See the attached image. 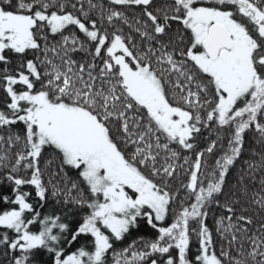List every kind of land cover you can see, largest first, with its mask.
Returning a JSON list of instances; mask_svg holds the SVG:
<instances>
[{"label":"snow or ice","instance_id":"obj_1","mask_svg":"<svg viewBox=\"0 0 264 264\" xmlns=\"http://www.w3.org/2000/svg\"><path fill=\"white\" fill-rule=\"evenodd\" d=\"M0 92L8 264H264V0H0Z\"/></svg>","mask_w":264,"mask_h":264},{"label":"trees","instance_id":"obj_2","mask_svg":"<svg viewBox=\"0 0 264 264\" xmlns=\"http://www.w3.org/2000/svg\"><path fill=\"white\" fill-rule=\"evenodd\" d=\"M137 12H139V9L136 10ZM129 15H131V13H128ZM11 58V65L10 67L15 69L18 66V59L17 57H15L14 55L10 57ZM3 102H4V94L2 92H0V107H3ZM22 127V126H21ZM207 133H205L204 135H206ZM251 142L249 144H246V148L250 147ZM205 147V142L203 140V138L201 137V140L199 141V148H203ZM199 150V149H197ZM256 150L262 151V149L259 146H256ZM249 156V154L246 152L244 157L242 159H247ZM253 159H256V157H253ZM240 166H241V162H237V165L234 169H232L231 174L228 177V183L227 186L225 188V191L227 192L229 189H233V185L236 183V180L238 178V173L240 171ZM178 186V184H177ZM24 190H31L27 187H25ZM234 190V189H233ZM5 192H10V189L5 188ZM221 199H223V197H221ZM31 202H33L34 206L39 208V201L38 198H35L34 196V192H33V196L31 198ZM11 207L10 205H3L0 204V211L5 210L7 208ZM71 205L68 206H62L59 203L54 202L52 199H49V201L44 204V207L41 210L42 214H59L62 217V221L63 222H67L70 226V228H72L74 230V228L76 227V222L80 220L81 215L76 211H68V208H71ZM207 223L209 224V226H213V220L211 218H209V220L207 221ZM193 227H195V225H192ZM155 233L153 230L147 228L143 222H141V227L138 231H134L132 235H130L125 241H123L122 243H118L117 244V248H121L123 246H125L127 243H129L131 240L136 239L139 236H144V237H149V236H154ZM68 238L70 239V234L68 235ZM92 238L90 237V235H81L78 240L76 242H74L72 245H67L66 243L63 245L65 248V251L68 253H71L72 251H75L78 247H80L81 245L84 244H88L90 246V242H91ZM195 238H193V250H195ZM38 259L45 262V264H48V262L50 261V255L44 252H41L38 256ZM0 264H8V260L3 256V250L0 249Z\"/></svg>","mask_w":264,"mask_h":264}]
</instances>
